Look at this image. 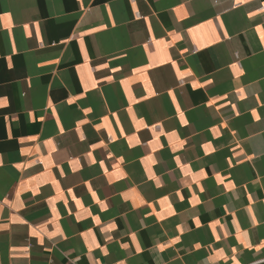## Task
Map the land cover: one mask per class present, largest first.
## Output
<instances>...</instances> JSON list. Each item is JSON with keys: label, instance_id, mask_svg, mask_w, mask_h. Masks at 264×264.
<instances>
[{"label": "crops", "instance_id": "1", "mask_svg": "<svg viewBox=\"0 0 264 264\" xmlns=\"http://www.w3.org/2000/svg\"><path fill=\"white\" fill-rule=\"evenodd\" d=\"M0 264H264V0H0Z\"/></svg>", "mask_w": 264, "mask_h": 264}]
</instances>
